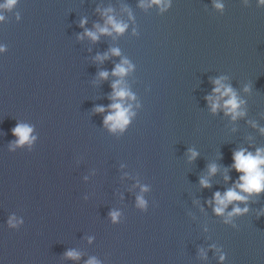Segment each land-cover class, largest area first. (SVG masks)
I'll return each instance as SVG.
<instances>
[{
    "label": "water",
    "instance_id": "water-1",
    "mask_svg": "<svg viewBox=\"0 0 264 264\" xmlns=\"http://www.w3.org/2000/svg\"><path fill=\"white\" fill-rule=\"evenodd\" d=\"M220 2L223 14L213 0H170L164 12L141 0H17L0 10V264H264V193L233 202L248 212L227 224L206 203L237 179L234 150L264 148V6ZM106 9L128 27L93 42L83 33L104 25ZM124 59L135 115L111 133L108 112L95 108L113 102L117 77L98 73ZM220 76L244 101L235 121L205 101ZM17 122L34 129L30 150H10ZM10 216L22 221L16 229Z\"/></svg>",
    "mask_w": 264,
    "mask_h": 264
},
{
    "label": "clouds",
    "instance_id": "clouds-1",
    "mask_svg": "<svg viewBox=\"0 0 264 264\" xmlns=\"http://www.w3.org/2000/svg\"><path fill=\"white\" fill-rule=\"evenodd\" d=\"M17 0H2L0 2V10L10 11ZM156 5L160 12L166 11L171 5L170 0H150L148 5L143 3L141 0V7ZM258 5L264 6V0H258ZM216 10L223 14L224 5L220 0H213L212 5ZM111 9H106L102 15L106 17L103 26L96 24L94 25L95 31L85 29L83 35L89 37L93 42L97 41L100 35H111L113 32L116 34H122L128 27L127 24L122 23L115 19L114 16L109 15ZM131 18V14H129ZM21 19L20 15H16V20L19 22ZM4 20V16L0 15V21ZM85 19H81L80 27L86 24ZM81 38L78 36V39ZM7 51L6 45H0V53ZM110 53L113 56H119L120 51L118 48L110 49ZM108 53L103 55H97L96 60L103 61L107 59ZM133 69V65L127 60H121L117 63L112 72L101 71L98 73L101 79H107L109 75L117 77L112 84V92L109 99L113 101L107 107L97 106L95 112L108 114L103 119V126H105L111 133H123L126 127L130 124L131 118L135 113L131 110L133 105L131 103H125V100H134L135 96L131 91L124 86L123 77ZM226 77L220 76L211 79V84L213 85L211 93L205 96V101L209 107L211 113L215 114L218 110H222L225 116H229L231 120L235 121L238 117H243L245 113L240 110V106L244 103L243 100L239 99L236 91L232 88L230 84H226L224 81ZM247 87L245 91H247ZM138 106V105H137ZM255 127V124H253ZM33 127L29 124L17 122L15 126L11 129V134L16 137V139L10 142V150L18 147L28 146L29 150L33 145V142L37 139L35 135H31L33 132ZM259 131L264 134V128L259 129ZM188 159L194 160L198 153L192 149L188 150ZM232 170L238 173L237 179L232 182V186L228 187L223 193L220 191H215L212 194L210 200L206 201L207 204L212 206V211L217 216H224V223H230L234 216L243 215L248 212L247 206L241 208L238 204H233V202H243L247 203L250 197L260 196L264 193V148H256V150L248 151L245 148H238L232 152V163L229 166ZM218 170V166L213 163L208 166L209 176L214 175ZM227 172L228 169H225ZM230 179L228 175L224 176V181L227 182ZM199 184L202 188L211 187L210 181L207 177H202L199 180ZM147 191L146 187L141 188V192ZM229 204H233L230 211L226 212ZM136 206L142 211L146 210V201L142 196L136 197ZM261 214H264V209L261 210ZM110 219L113 223H117L120 217L118 211H110ZM8 227L16 229L22 221L17 220L15 216H10L6 221ZM219 251V249H217ZM68 258L79 259V253L74 250H69L65 253ZM203 255V253H201ZM225 256L222 254L219 256V260L223 262ZM87 264H98V262L93 258L87 261Z\"/></svg>",
    "mask_w": 264,
    "mask_h": 264
}]
</instances>
